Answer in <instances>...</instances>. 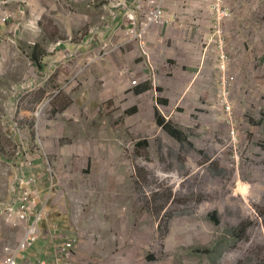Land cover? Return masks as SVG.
<instances>
[{"label":"rangeland","instance_id":"rangeland-1","mask_svg":"<svg viewBox=\"0 0 264 264\" xmlns=\"http://www.w3.org/2000/svg\"><path fill=\"white\" fill-rule=\"evenodd\" d=\"M27 1L0 0L17 28L15 35L0 43V203L7 204L15 195L16 179L23 172L29 174L25 170L28 157H46L57 173L69 211L77 201L86 205L79 231L82 247L73 261L58 264H115L117 260L121 264H264V34L259 42L248 43L243 55L241 50L237 52L253 66L252 73L239 64L240 70L235 67L236 80L247 88L245 92L237 89L233 95L250 99L237 108L242 113L240 131L247 137L237 153H201L192 148L184 152L175 138L174 146L166 144L169 130L165 127L149 126L139 138L149 132L153 146L164 144V150L146 152V147L140 152L130 140L124 147L125 163L119 167L106 169L95 163L85 167L86 162L79 165L83 156L71 157L68 166L63 153L75 151L83 143L77 142L72 125L68 126L72 132L60 136V127L77 116L62 109L73 102L85 81L100 85L108 75L96 70L101 60L82 62L79 67L86 65L85 69L75 68L74 56L57 64L59 73H40L30 60L22 58L21 50L35 44L50 49L54 38L56 43L75 44L93 36L90 43L98 44L107 0H36L31 7L26 6ZM252 14L258 23L252 29L257 33L264 29V8L259 6ZM241 41L238 38L229 47L241 49L245 44ZM90 56L94 57L92 52ZM105 57L99 54V58ZM254 94L256 100H252ZM172 122L182 125L179 120ZM199 135L191 127V137ZM47 164L36 160L38 166L30 173L44 171ZM241 184L248 187L247 193ZM57 213L51 210L42 227L48 232L55 225L67 233L70 216ZM22 234L0 218V262ZM91 234L108 241L93 250L88 244ZM44 238L39 242H51L50 236ZM39 242L18 255V264H35L39 256L46 264H57V249L52 252V247H41Z\"/></svg>","mask_w":264,"mask_h":264},{"label":"crops","instance_id":"crops-1","mask_svg":"<svg viewBox=\"0 0 264 264\" xmlns=\"http://www.w3.org/2000/svg\"><path fill=\"white\" fill-rule=\"evenodd\" d=\"M35 1L28 0L26 6H34ZM139 1L120 0L119 7L110 1L104 3L102 27L97 32L98 44L90 43L93 36L75 44L56 43L54 38L51 48H44L42 67H36L40 73H59L57 64L61 65L63 59L74 56L75 68L85 69L86 65L79 67L82 62L92 64L93 60H101L96 70L108 75V79L100 85L85 81L81 92L76 93L75 99L72 98L73 102L62 109L66 114L72 110L77 116L71 123L65 122L60 127V136L68 135L73 129L79 139L77 142L83 143L75 151L61 149L66 151L62 158H68V161L73 160L71 157L81 159L80 156H83L85 160L79 165L86 162L85 167L94 163L106 169L119 167L125 163L124 147L130 140L137 143L140 152L146 147V152L164 150V144L153 146V137L150 136L153 134L149 132L139 138L142 129L149 126L159 130L167 129V125L177 128L182 131L183 138L179 140L166 131V144L174 146L175 138L184 152L190 151V148L200 152L203 148L201 140L209 136L215 138L213 132L219 129L222 136L225 134L221 107L225 91H229V100L237 118L242 114L237 109L240 102L250 100L233 95L237 89L245 92L247 88L246 83L236 80L237 69L240 70L241 66L253 72V66L247 65V58L238 57L237 52L241 50L243 55L249 47L248 43L262 40L264 29L257 33L252 29V26L258 25L253 21L252 11L259 6L264 8L261 5L264 0H160L164 21L146 28L142 36L148 57L141 52L138 40L125 41L126 29L133 18L141 27ZM224 9L233 12L230 15L227 12L229 16L223 18L220 11ZM16 33L17 28L10 20L6 23L0 20V43L3 44L5 39ZM238 38L245 43L243 47L238 50L230 48L229 43ZM104 42L108 46L119 45L113 53H117L116 57L109 53L105 58H99ZM29 51V47L23 48L22 58L29 60ZM236 58L241 61L236 62ZM102 62L105 65H101ZM252 100H256L255 94ZM170 120H179L182 125L171 124ZM69 125L74 128L69 129ZM188 125L200 132L199 137H191V127ZM143 141L148 146H142ZM99 155L106 157L100 158ZM39 243L41 247L49 245L45 241ZM103 250L106 251L105 247ZM38 259L42 257L35 258ZM114 263L121 264L119 260Z\"/></svg>","mask_w":264,"mask_h":264},{"label":"built area","instance_id":"built-area-1","mask_svg":"<svg viewBox=\"0 0 264 264\" xmlns=\"http://www.w3.org/2000/svg\"><path fill=\"white\" fill-rule=\"evenodd\" d=\"M96 1V0H94ZM112 3L113 0H107ZM115 7L121 5L120 0H116ZM139 15L142 18L141 27L139 28L135 18L131 20L129 28L126 29V42L138 40L140 50L144 56L148 57V50L145 40L142 38L144 30L150 28L151 25L161 24L164 21L163 8L160 0H140L138 2ZM222 17H228V13L220 11ZM10 16L2 8L0 2V20L3 23L9 21ZM116 46H108L104 42L101 46L103 55L109 54L118 48ZM233 80V79H232ZM136 83L135 80L132 82ZM224 100H221V107L223 108V119L225 122V134L222 136V130L214 131L215 138L209 136L203 140V148L201 153H210L215 150L220 152L231 151L237 153L240 146L246 141L247 137L243 136L244 132L240 131L239 118L235 114V108L229 100V91L226 90L223 94ZM46 151L42 150L41 153ZM40 153V154H41ZM29 163L27 170L28 175L23 172L20 177L16 179L15 185L12 187V192L15 194L7 204L0 203V218L14 229H20L22 236L19 239L15 248H10L6 251V255L2 258L0 264H18V255L22 252L29 251L34 248L36 244L46 235L51 237L48 248H53L51 251L56 250L54 255L55 263H70L74 259V253L82 247V241L79 231L81 229L82 214L86 205L82 201H77L75 205L68 209V202L64 198V193L61 190L60 182L57 173L51 168L49 161L46 157L39 156L28 157ZM45 160L48 164L47 168H43L40 173L32 174L30 169L37 167L36 160ZM68 166L72 161L65 162ZM43 186V189L41 187ZM54 208V209H53ZM51 210L58 212L59 215L70 216V231L64 233L58 229V226H51L48 232L43 229V224L48 220ZM107 238H95L91 234L89 247L101 248L107 243ZM53 244V245H52ZM93 249V250H94ZM90 252L87 253L89 255ZM24 262L27 260L24 255L21 256ZM35 264H46L45 261L37 260Z\"/></svg>","mask_w":264,"mask_h":264},{"label":"trees","instance_id":"trees-1","mask_svg":"<svg viewBox=\"0 0 264 264\" xmlns=\"http://www.w3.org/2000/svg\"><path fill=\"white\" fill-rule=\"evenodd\" d=\"M30 51L27 55L28 59L32 62L34 66L42 67V58L41 55L44 53V49L41 45L35 44L33 47H29ZM167 129L175 136L177 139L181 140L183 138L182 131L178 130L177 128H172L170 125H167ZM146 141L142 142L146 144Z\"/></svg>","mask_w":264,"mask_h":264},{"label":"bare ground","instance_id":"bare-ground-1","mask_svg":"<svg viewBox=\"0 0 264 264\" xmlns=\"http://www.w3.org/2000/svg\"><path fill=\"white\" fill-rule=\"evenodd\" d=\"M242 185V184H241ZM241 190L244 192V193H247V190H248V187L247 186H241Z\"/></svg>","mask_w":264,"mask_h":264}]
</instances>
